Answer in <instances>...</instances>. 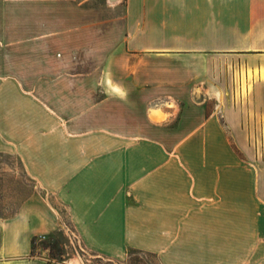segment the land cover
Segmentation results:
<instances>
[{
	"label": "crops",
	"instance_id": "0c3cea01",
	"mask_svg": "<svg viewBox=\"0 0 264 264\" xmlns=\"http://www.w3.org/2000/svg\"><path fill=\"white\" fill-rule=\"evenodd\" d=\"M0 0V159L30 193L0 264L33 240L161 264H264V0ZM110 79L126 95H105Z\"/></svg>",
	"mask_w": 264,
	"mask_h": 264
},
{
	"label": "rangeland",
	"instance_id": "374dc122",
	"mask_svg": "<svg viewBox=\"0 0 264 264\" xmlns=\"http://www.w3.org/2000/svg\"><path fill=\"white\" fill-rule=\"evenodd\" d=\"M74 5H81L88 8L114 5L109 0H71ZM123 4V0H121ZM263 143L259 144L264 157V126ZM15 168V160L7 158L0 159V167ZM28 180L21 175L0 174V217L12 216L20 201L30 193ZM33 255L41 257L50 263L61 264H161L158 257L128 250L124 256L118 259H107L95 256L87 252L83 243L75 236L69 224H66L65 231L54 232L35 240Z\"/></svg>",
	"mask_w": 264,
	"mask_h": 264
},
{
	"label": "clouds",
	"instance_id": "9594fccd",
	"mask_svg": "<svg viewBox=\"0 0 264 264\" xmlns=\"http://www.w3.org/2000/svg\"><path fill=\"white\" fill-rule=\"evenodd\" d=\"M99 86L104 88L105 95H114L118 98H123L126 95L124 89L120 85L113 83L110 79L107 81L101 80Z\"/></svg>",
	"mask_w": 264,
	"mask_h": 264
},
{
	"label": "trees",
	"instance_id": "16d2710c",
	"mask_svg": "<svg viewBox=\"0 0 264 264\" xmlns=\"http://www.w3.org/2000/svg\"><path fill=\"white\" fill-rule=\"evenodd\" d=\"M34 243H35V240H33V250H34ZM32 255H33V252H32ZM34 256V255H33ZM49 262V261H48Z\"/></svg>",
	"mask_w": 264,
	"mask_h": 264
}]
</instances>
